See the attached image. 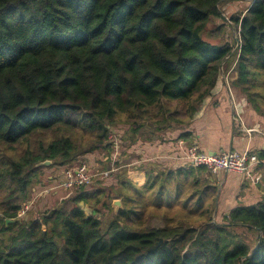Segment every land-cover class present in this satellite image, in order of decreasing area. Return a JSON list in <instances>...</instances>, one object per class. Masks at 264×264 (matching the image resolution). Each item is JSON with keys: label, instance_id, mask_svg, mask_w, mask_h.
Masks as SVG:
<instances>
[{"label": "trees", "instance_id": "trees-1", "mask_svg": "<svg viewBox=\"0 0 264 264\" xmlns=\"http://www.w3.org/2000/svg\"><path fill=\"white\" fill-rule=\"evenodd\" d=\"M229 1L0 0V264H264V202L217 221L218 188L201 166L154 160L120 172L109 193L32 210L46 169L64 177L112 153L120 124L134 143L150 128V140L190 139L234 62L232 86L264 115V0L231 16ZM226 30L238 36L223 42Z\"/></svg>", "mask_w": 264, "mask_h": 264}, {"label": "crops", "instance_id": "crops-1", "mask_svg": "<svg viewBox=\"0 0 264 264\" xmlns=\"http://www.w3.org/2000/svg\"><path fill=\"white\" fill-rule=\"evenodd\" d=\"M231 69L228 70V74ZM228 74H224L225 84L220 85L214 95L204 103L190 126L191 138L182 139L187 146L197 143L201 150L207 152H216L221 149L238 151L250 149L258 154L260 163L251 166L246 173L220 171L216 175L208 176L212 185L218 188L215 214H222V216L239 205L248 206L264 202V115L252 107L247 97L238 88L232 84L229 86ZM234 74L237 75L235 71ZM234 74L233 80L236 78ZM180 140L170 144L149 143L142 150V159L155 160L160 167L168 169L183 166L186 160L185 152L179 145ZM95 156H89L88 160L92 161ZM54 168L45 170L48 183H45L44 189L38 190L33 198L35 201V198L41 197L38 203L40 207L57 198L61 199V193L65 194L61 189L63 187L60 186L64 179L63 176L60 177L61 168ZM38 188L41 187L38 186Z\"/></svg>", "mask_w": 264, "mask_h": 264}, {"label": "rangeland", "instance_id": "rangeland-1", "mask_svg": "<svg viewBox=\"0 0 264 264\" xmlns=\"http://www.w3.org/2000/svg\"><path fill=\"white\" fill-rule=\"evenodd\" d=\"M252 2V0H250ZM249 5V0H240V1H229L223 6V9L225 13L228 16H231L232 14H242L243 9L247 8ZM223 20H214V22H211L208 26V35H210L209 30L216 29L218 23H221ZM238 29V28H237ZM239 33L235 30H226V33H223L222 37L224 38L223 42L225 40H231L234 37H237ZM220 37V38H222ZM233 67V69H231ZM235 68V69H234ZM226 71V74H228V70L231 69L230 74H228V80H229V86L232 84L233 81V74L234 71L237 73V64L232 63L231 66L228 67V65L224 68ZM236 75V74H234ZM237 76V75H236ZM128 127L124 124H120L118 128L113 129L112 134V140L114 141V150H112V153H106V152H98L97 155L91 159H83L80 158L77 164L86 162L90 166L91 173L93 174V177L91 179V183L85 184L80 187H73L70 189H63L64 193H61L62 196L61 199H56L52 202H48L44 206L40 207L38 205V201H36L35 208L32 209L34 212V216L38 214L39 211L45 210V209H51L53 207H63V208H69L72 204V199L80 193V190H86V191H102L105 190L106 193H109L110 191H113L114 188L117 186L118 182V175L122 171H126V169H132L133 166L143 164L144 166L149 165V163H153V161H150L148 158L147 161H144L142 159V150H144V147H146L147 144L151 143H166L170 144L171 141H176L175 136H177L178 132H171L167 133L163 136L160 135V133L157 134V136L153 139H148L147 136H151L153 134L152 129H148L147 131L143 130L142 135H139L140 139H137L136 143L132 140V138L124 133L125 130H127ZM161 140V141H160ZM158 141V142H157ZM147 155V154H146ZM148 156V155H147ZM75 163V164H76ZM166 168V167H165ZM55 169V168H54ZM168 169V168H167ZM45 173V172H44ZM60 173H63V169L60 170ZM208 173V171H206ZM63 176V175H62ZM45 183H48V180H44ZM62 189V188H61ZM53 192V191H52ZM62 192V191H61ZM114 201L120 200V198L117 197V195H112ZM41 199V197L39 198ZM35 200H38L35 198ZM38 202V203H37ZM86 206V205H84ZM87 207V206H86ZM89 208V207H88ZM179 208L175 207L174 210L171 211V213H175ZM116 210V209H115ZM160 210V211H159ZM159 212H163V209H159ZM89 212V211H88ZM99 215L101 216L102 222L108 223L109 219L111 218V213L108 209L101 207V211L99 212ZM216 220L221 221L222 220V214L216 215ZM104 227V226H103Z\"/></svg>", "mask_w": 264, "mask_h": 264}, {"label": "built area", "instance_id": "built-area-1", "mask_svg": "<svg viewBox=\"0 0 264 264\" xmlns=\"http://www.w3.org/2000/svg\"><path fill=\"white\" fill-rule=\"evenodd\" d=\"M179 145L185 152L186 163L184 165L201 166L214 175L220 171L246 173L251 166L260 163L258 154L250 149H245L244 151L221 149L216 152H207L201 150L197 143L187 146L182 139L179 141ZM92 177L90 166L83 162L75 168H68L64 171V179L60 186L64 189L80 187L91 183ZM30 204L31 202L25 204L24 209L19 212V218L25 216Z\"/></svg>", "mask_w": 264, "mask_h": 264}, {"label": "water", "instance_id": "water-1", "mask_svg": "<svg viewBox=\"0 0 264 264\" xmlns=\"http://www.w3.org/2000/svg\"><path fill=\"white\" fill-rule=\"evenodd\" d=\"M52 160H46L44 162H41L39 164H37L36 166L39 167V166H50L52 164ZM113 207L114 209L118 210L122 207V202L121 200H116L113 202ZM16 220H20V218L18 217ZM16 220H12V219H8L7 222H14Z\"/></svg>", "mask_w": 264, "mask_h": 264}]
</instances>
